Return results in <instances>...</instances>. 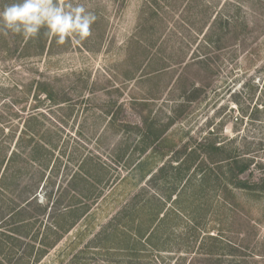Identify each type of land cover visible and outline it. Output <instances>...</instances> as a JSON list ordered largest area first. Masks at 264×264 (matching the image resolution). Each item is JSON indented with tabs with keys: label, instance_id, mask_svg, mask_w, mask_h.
<instances>
[{
	"label": "rangeland",
	"instance_id": "1",
	"mask_svg": "<svg viewBox=\"0 0 264 264\" xmlns=\"http://www.w3.org/2000/svg\"><path fill=\"white\" fill-rule=\"evenodd\" d=\"M13 2L0 0V10ZM54 2L94 13L91 35L57 44L46 28L28 40L0 29L4 132L18 136L33 115L50 143L38 201L48 204L51 194L67 202V181L83 160L93 176L75 194L87 214L39 264H264V0ZM143 120L166 128L158 144L130 128ZM16 139L4 142L13 148ZM189 153L195 162L185 178L171 171L156 187L166 197L189 178L177 204L166 205L177 215L164 219V250L135 259L104 248L100 232L116 213L141 187L144 199L156 192L137 163L155 172ZM233 160L250 162L238 178L248 190L225 186L223 167ZM228 246L237 251L229 255Z\"/></svg>",
	"mask_w": 264,
	"mask_h": 264
},
{
	"label": "trees",
	"instance_id": "2",
	"mask_svg": "<svg viewBox=\"0 0 264 264\" xmlns=\"http://www.w3.org/2000/svg\"><path fill=\"white\" fill-rule=\"evenodd\" d=\"M49 97L51 94L46 96ZM2 124L0 121V264H39L47 252L87 214L88 208L76 200L75 194L77 183L88 184L93 176L88 175L89 171L85 169L87 160H83L78 170L67 181L66 191L73 193L69 200L66 202L61 195L53 200L50 194L47 197L48 204L42 205L38 201L37 190L43 189L48 179L44 170H47L50 161L45 154L50 143L46 141L41 129H36L40 122L36 116L30 115L24 120V128L18 136L14 132L7 135ZM129 127L130 125H127L126 128ZM130 128H133L137 135L142 133L152 137L153 144L159 142L166 131V128L158 131L146 120ZM6 138H9L11 143L17 138L13 148L11 143L4 142ZM149 147L148 145L142 149L141 153ZM207 148L211 152L222 150L221 146L208 145ZM166 155L162 154L163 157ZM189 156L190 153L185 159L188 164L178 163L179 165L174 167L172 163H177L178 158H171L169 163L162 165L155 172H152L146 160L137 163L134 168L141 173L142 178L150 176L147 182L156 192L152 191L149 197L144 199L147 190L145 186L141 187L122 211L116 213L108 227L100 232L106 236L104 243L109 245L104 248L122 251L128 258L135 259L141 256L140 252L158 253L164 250L168 237L161 240L169 229L164 228V219L169 214L177 215L174 207L168 211L166 205L177 204L178 197L182 194L180 191L189 188V178L180 191L177 192V188H174L166 197L157 193L159 191L156 187L162 182L167 183L171 171H174L173 176L176 179L180 177V181L183 180L195 162V159H189ZM228 162L223 167L225 186H231L234 190H248V184L238 178L250 169V162ZM34 166L38 169L36 177L31 174ZM96 170L99 175V169ZM182 171L184 173L181 175ZM261 182V190L264 191V179ZM225 186L223 189L231 193L232 189L228 190ZM40 228H43L41 236ZM208 238L215 240L212 236ZM228 247L229 255L237 251L234 247ZM206 255L210 257L213 252L207 251Z\"/></svg>",
	"mask_w": 264,
	"mask_h": 264
},
{
	"label": "clouds",
	"instance_id": "3",
	"mask_svg": "<svg viewBox=\"0 0 264 264\" xmlns=\"http://www.w3.org/2000/svg\"><path fill=\"white\" fill-rule=\"evenodd\" d=\"M95 20V14L82 5L61 6L54 0H16L0 10V29L4 35H21L28 40L46 28L57 44L69 39L79 43L88 38Z\"/></svg>",
	"mask_w": 264,
	"mask_h": 264
}]
</instances>
